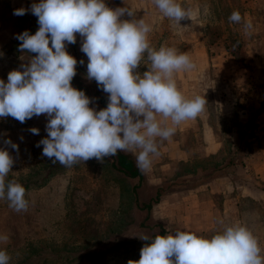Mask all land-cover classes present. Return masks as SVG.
Here are the masks:
<instances>
[{"label":"clouds","instance_id":"obj_1","mask_svg":"<svg viewBox=\"0 0 264 264\" xmlns=\"http://www.w3.org/2000/svg\"><path fill=\"white\" fill-rule=\"evenodd\" d=\"M163 14L179 26L192 19L191 12L179 0H153ZM28 9H14L23 16ZM30 11L38 18L39 28L17 35L19 50L31 56L23 70L8 73L7 82L0 80V117L24 123L33 116L46 115L47 137L37 142L43 146L42 156L66 168L118 152H131L137 167L148 171L153 158L160 155L159 143L169 140L182 122L195 120L206 111L205 95L188 97L180 90L176 76L196 67L187 52L175 47L151 46L150 24L137 19L125 7H109L105 0H39ZM127 15L131 19H122ZM229 20L240 23L238 10ZM246 35L253 23L244 22ZM76 34L83 38L81 51L87 56V78L108 94L105 108L90 107L91 99L72 85L77 59L67 49L76 43ZM147 54L150 67L138 71ZM80 64L84 61L81 59ZM162 117V119H159ZM170 119L172 126H167ZM38 135V128L29 130ZM0 148V199H7L16 212L27 211L26 190L15 179L7 181L14 165L9 147L19 152L10 139ZM139 150V151H137ZM163 235L146 243L138 261L128 264H264L258 237L243 223L225 226L212 236L192 230L165 228ZM9 236L0 235V243ZM6 249H0V264H9Z\"/></svg>","mask_w":264,"mask_h":264},{"label":"rangeland","instance_id":"obj_2","mask_svg":"<svg viewBox=\"0 0 264 264\" xmlns=\"http://www.w3.org/2000/svg\"><path fill=\"white\" fill-rule=\"evenodd\" d=\"M33 3L34 0H0V80L5 83L10 71L23 70L22 66L35 55L21 52V41L16 38L25 30L34 34L39 28L38 18L30 11ZM180 3L185 9L198 5L209 44L220 41L225 43L234 60L244 64L251 60L252 55L247 54L245 47L247 38L243 37V11L254 9L249 0H183ZM21 7L28 9L26 14L14 15V9ZM235 10L242 16L240 23L229 20ZM166 21L163 33L151 43L156 49H159L157 40L169 42L173 36L171 30L176 23L169 18ZM78 45L81 46L79 42ZM180 45L164 44L177 49ZM66 49L77 59L72 85L91 99L90 107L102 109L99 98H108V94L94 79L87 78L88 60L79 63L81 48L77 51L73 44H67ZM144 60L149 63L147 54ZM148 63L142 61L141 74L150 67ZM259 68L264 72V65ZM247 78L253 88L264 87L256 71L251 70ZM257 115H251L243 132L250 143L264 142V119L259 121ZM48 119L46 115L33 116L21 123L11 116L0 117V148L7 147L6 139L19 146L18 153L9 147L14 165L6 183L15 179L22 184L29 201L27 211L16 212L6 198L0 199V235L9 236L7 243H0V249H6L9 264H128L140 259V250L146 243L140 236L147 235L150 242L156 235L167 234L164 231L167 228L173 234L192 230L210 237L237 222L246 224L258 237L264 256V199L239 198L225 212L224 194L198 193L197 197L191 194L186 199L189 194L182 192L170 195L173 201L166 203L167 194L159 192L149 199L146 207L143 197L149 193L141 191L142 178L137 181L115 169L114 157L105 158L103 163L93 158L66 168L42 156L43 146L36 144L48 135ZM33 127L39 129L38 135L29 131ZM251 148L252 144L250 151ZM212 175L210 172L207 177H201L202 183L218 180L217 175ZM198 179L180 178L177 182L173 179V183L185 190ZM249 181L264 190V180L251 173Z\"/></svg>","mask_w":264,"mask_h":264},{"label":"crops","instance_id":"obj_3","mask_svg":"<svg viewBox=\"0 0 264 264\" xmlns=\"http://www.w3.org/2000/svg\"><path fill=\"white\" fill-rule=\"evenodd\" d=\"M249 1L254 9L243 11L244 22L251 20L253 23L252 34L243 35L247 38L246 52L252 55L251 60H245L247 64L241 60H234L225 43L207 42L197 4L187 9L191 12L192 19L182 20L181 25L176 24L173 27L171 30L173 36L169 37V42L161 38L160 42L156 41L158 47L170 42L181 44L178 50L187 52L196 67L177 74L178 86L188 97L206 94L208 103L206 111L201 116L195 120L182 122L176 126L177 131L169 140L159 143L160 155L153 158L150 170L144 172L137 167L134 153L118 152L140 172V177L131 178H137V181L142 178L141 191L149 193V196L143 197L144 206L148 207L149 199L159 192L167 194V197L164 196L166 203L173 201L170 195L182 192L189 194L186 199H190L191 194L197 197L198 193L224 194L222 199L225 212L239 198L264 199L263 188L249 181L251 173L264 180V142L263 140L257 142L255 138L256 141L250 143V139L246 140L243 134L251 115L259 113L257 115L259 121L264 119V87L260 85L253 88L247 83V76L253 70L259 73L261 77L259 81L264 84V72L259 68L264 65V0ZM255 1L260 4H256ZM37 2L39 0H34V3ZM105 2L112 8L125 7L134 13L135 18L143 19L150 24L152 27L149 33L150 44L153 43V38L158 35L159 38L163 33L167 17L163 16L153 0H105ZM131 18L127 15L122 17ZM81 38L76 34L78 41L73 44V48L77 51L81 48L78 42L81 45L83 43ZM80 56L79 60H88L83 52ZM143 61L148 63L146 60ZM166 124L172 126L170 119ZM251 144L253 148L250 151ZM261 144L263 146H258ZM114 159L117 160L115 157ZM210 172L213 174L211 177L217 175L215 178L218 180L202 183L201 177H207ZM180 178L199 179L197 183L181 190L173 183V179L177 182ZM208 203L211 206L212 201Z\"/></svg>","mask_w":264,"mask_h":264},{"label":"trees","instance_id":"obj_4","mask_svg":"<svg viewBox=\"0 0 264 264\" xmlns=\"http://www.w3.org/2000/svg\"><path fill=\"white\" fill-rule=\"evenodd\" d=\"M99 99L101 102V108H105L107 106V103H108L107 98L101 96ZM114 157L117 158V160H115L112 163V165L115 169L121 171L123 174L130 176V177H135V176L140 177V172L137 169H135L134 167H132L129 164L128 160L123 155L117 154Z\"/></svg>","mask_w":264,"mask_h":264}]
</instances>
